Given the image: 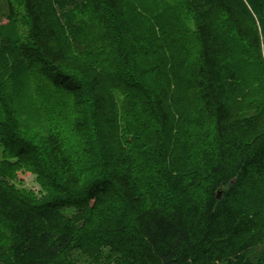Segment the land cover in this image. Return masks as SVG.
I'll return each mask as SVG.
<instances>
[{
  "label": "trees",
  "instance_id": "trees-1",
  "mask_svg": "<svg viewBox=\"0 0 264 264\" xmlns=\"http://www.w3.org/2000/svg\"><path fill=\"white\" fill-rule=\"evenodd\" d=\"M179 10L195 23L193 58L184 24L147 39L126 0H0V264H264V95L255 108L233 103L250 88L239 65L264 87V0H181ZM95 22L113 33L119 78L78 43ZM30 78L48 86L50 102L46 128L31 136L13 93ZM113 79L147 111L141 130L120 128ZM192 89L195 135L179 128ZM76 107L87 121L74 133L89 128L95 146L89 169L77 167V136L64 127ZM137 136L156 142L148 168L132 150ZM20 166L36 171L44 195L10 182Z\"/></svg>",
  "mask_w": 264,
  "mask_h": 264
},
{
  "label": "rangeland",
  "instance_id": "rangeland-1",
  "mask_svg": "<svg viewBox=\"0 0 264 264\" xmlns=\"http://www.w3.org/2000/svg\"><path fill=\"white\" fill-rule=\"evenodd\" d=\"M126 2L129 7L131 21H133L135 29L144 34L143 37L150 36L147 39H153L159 36L162 37L170 31H178V27L181 26V24H184V32H186V39L188 42L187 55L189 58L196 56L197 45L195 44L193 36L195 23L191 16L184 15L182 14V10H179L181 0H126ZM105 19H107L106 14L104 16V20ZM145 21H155V25L150 26L149 29L145 28ZM5 23L6 19L0 14V28L4 27L3 25ZM106 24L105 22L102 24H98V22L92 24V31L88 33L87 38L79 41L78 43L81 47L82 45L85 46V48L82 47L84 49L83 52L93 61L97 63L100 62L109 74L115 72L116 75L114 77L119 78L120 75L117 73L120 71L118 69L119 63H116V58H113V51L115 50L113 33L109 26L107 28ZM4 34L13 37L11 33L5 32ZM15 34L23 37L25 35L23 26H21ZM262 56L264 60V43L262 45ZM239 69L240 75L245 77L243 82L248 85L247 88H250L249 90L245 88V94H241L240 97L235 98L233 103L238 109H245L247 107L255 108L258 106V103L262 101L264 87L258 82L254 72L247 71L243 65H239ZM4 78L5 77L2 76L0 80ZM117 80L118 79H113L107 85L111 86L112 89V99L116 105L117 113L120 119V128L124 131L123 129L127 124L129 127L136 124L139 130H141L143 128L142 122L146 117L147 111L143 110L141 105H136L132 93H129L126 87L124 88L123 86L117 85ZM41 83V79L36 78L32 80V78H30L29 80H25L24 83L17 82L16 86L20 88H15L13 90L20 128L25 129L29 136L38 133L42 130V128H46L45 122L50 117H47V111L50 106L44 105L45 103H50L48 101V86ZM11 86L15 87L14 84ZM180 100V108L183 110L182 118L180 119V130L190 135L200 133L202 127L199 121H197L199 103L197 102L195 90L192 89V91H188ZM2 110L3 108L0 107V115L2 114ZM64 117L65 119L67 118L65 124L66 126L64 127L67 130L68 136L69 134L75 132L74 125L76 122H82V124H84L87 121L86 110L84 107H76L72 114L68 112L67 115L65 113ZM150 124V122L146 123L147 127L141 132V136L147 138V134H149L152 129ZM77 133L78 132L72 135ZM75 136H77L76 139L74 141L72 139L69 145L72 151L76 153V158H80V161L77 163V167L79 169L80 167H86L89 169L90 165L91 167L95 166V146L91 132H89V128L84 129L83 131L79 129V134ZM135 138L132 150L134 153H137L138 158L143 157L142 163L146 164V167L148 168L150 164L156 162V142L150 138V140H152V144H149L148 141H146L148 144H142V139L138 138V136ZM136 140L137 143L134 144ZM198 144H201L200 141ZM192 145H194V141L190 142L187 145L188 149L185 150V153L190 151V154L186 158V163L189 165L196 164V159L198 157L196 150L194 151V148L191 149ZM142 146L144 148H142ZM4 151L5 147L0 145V163L4 159ZM40 160L41 159H39L37 163L40 164ZM10 182L15 187L29 190L36 196L44 195V188L40 184L36 171L27 166H20L16 172L15 179H12ZM96 257L97 259L94 260L93 258L80 256L77 262L80 264H98V256Z\"/></svg>",
  "mask_w": 264,
  "mask_h": 264
}]
</instances>
